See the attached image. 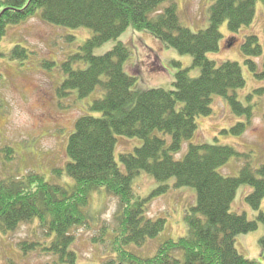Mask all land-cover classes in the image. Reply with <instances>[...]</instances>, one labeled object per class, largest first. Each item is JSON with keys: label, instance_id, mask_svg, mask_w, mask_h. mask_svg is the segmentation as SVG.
<instances>
[{"label": "trees", "instance_id": "1", "mask_svg": "<svg viewBox=\"0 0 264 264\" xmlns=\"http://www.w3.org/2000/svg\"><path fill=\"white\" fill-rule=\"evenodd\" d=\"M165 1L169 0H0V55L9 24L27 19L42 8V17L47 22L85 26L94 31L81 50L64 62L67 78L58 95L68 97L77 90L79 97L85 98L99 88L102 91V96L89 105V112L75 122L67 143L70 160L65 168L54 169L59 177L67 174L73 185L66 186V181L50 182L36 171L16 180H0V231H13L21 223L38 218L41 227L47 230L45 235H54L44 249L59 255L63 262L75 264L74 230L89 223L84 207L91 192L104 186L119 199L112 245L122 264H264L247 258L236 247L239 234L264 224V210L254 220L245 213L231 211L241 185L254 188L247 199L259 209L264 198V164L258 169L247 164L238 176H226L220 168L237 154L236 150L209 143H191L182 159L175 157L185 141L195 135L197 118L213 112L215 95L226 97L235 112L248 115L246 123L239 122L230 131L247 130L253 115L251 108L242 105L235 91L230 93L246 83L241 65L230 60L218 63L209 59L208 53L219 50L221 25L225 21L233 36L253 21L256 0H215L210 9V24L199 31L181 24L174 2L157 14ZM130 26L150 32L181 54L192 55L194 67L201 70L199 76H191L190 68H181L175 62L178 70L173 89H141L137 76L125 68L131 53L126 44L119 42L102 55L94 53L96 47L118 38ZM241 47L253 73L264 77V60L260 71L254 60L264 56L258 36L247 35ZM26 51L15 46L12 55H26ZM79 61L86 67L75 68L74 63ZM179 102L183 104L177 107ZM157 131L164 136L156 134ZM119 135L143 140L135 152L120 154L126 171L116 158ZM3 152L11 157L14 149L7 146ZM142 171L162 183L147 197L136 194L133 188L135 176ZM171 178H175L176 187L192 186L197 191L196 205L186 214L188 233L177 240L167 239L151 257L138 256L126 247L143 245L164 230L166 220L151 218L147 212L153 197L170 188L167 182ZM104 239L102 236L94 241ZM260 244L264 249V236ZM20 245L24 251H31L41 242L24 240Z\"/></svg>", "mask_w": 264, "mask_h": 264}, {"label": "rangeland", "instance_id": "2", "mask_svg": "<svg viewBox=\"0 0 264 264\" xmlns=\"http://www.w3.org/2000/svg\"><path fill=\"white\" fill-rule=\"evenodd\" d=\"M176 3L180 22L193 31L205 29L210 24V9L215 0H172L165 1L158 8L164 11ZM256 13L253 21L241 28L234 36L228 23L221 25L222 39L219 50L211 51L208 57L218 63L227 60L238 62L246 83L242 88L232 90L243 106L253 113L247 130L233 133L230 129L239 122H247L246 113L239 114L226 97L214 96L213 112L197 118L195 135L185 141L182 150L175 154L182 159L191 143L219 144L232 146L237 154L220 168L222 174L235 177L241 169L250 164L258 169L264 164V77H257L250 69L247 55L242 51V42L247 35H257L264 48V4L256 0ZM156 15V14H152ZM93 29L85 26L68 27L47 22L39 8L31 17L9 24L1 42L0 55V180L22 178L30 171L45 175L53 183L66 181L73 185L67 174L59 177L54 173L57 167H64L70 160L67 143L79 116L89 112V105L102 96L97 89L89 96L80 98L77 90L68 97H61L57 91L67 78L63 64L69 56L80 51L84 42L92 37ZM119 42L126 44L131 53L125 68L137 76L138 87L173 89L174 75L181 68H190V75L199 76L201 70L194 67L193 56L181 54L166 46L159 38L146 30L128 27L118 38L96 47L94 53L105 54ZM15 46L25 48L26 55L13 56ZM263 69L264 56L254 59ZM50 62L51 64H49ZM75 68L86 67L82 61L74 63ZM262 89V90H260ZM182 102L177 107L182 106ZM228 131V132H226ZM156 134L164 136L160 131ZM117 162L125 167L121 153H133L143 144L138 137L117 136ZM168 142L171 137L166 136ZM12 147V156H5L3 149ZM170 188L153 197L148 206V216L166 220L164 230L156 237L148 238L143 245H130L126 249L141 257L153 256L167 239L177 240L188 233L186 214L196 205L197 191L192 186L176 187L175 178L168 182ZM162 183L145 171L136 175L133 188L136 194L147 197ZM254 190L251 185H241L232 202L231 211L245 213L249 219H256L264 210V198L259 209H255L247 196ZM119 199L102 186L93 190L84 210L90 217L88 224L75 228V242L72 246L77 254L75 264H122L113 250L112 241L118 225L117 212ZM39 219L21 223L13 231H0V264H71L61 261L59 255L44 249L54 235H45ZM105 238L94 241L95 238ZM264 236V224L251 232L239 234L236 238L238 251L247 258L264 263V249L260 239ZM40 241L35 250L24 251L20 243Z\"/></svg>", "mask_w": 264, "mask_h": 264}]
</instances>
